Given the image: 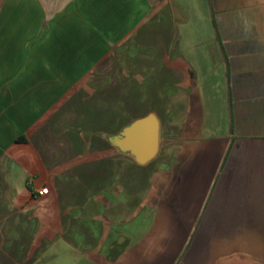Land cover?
Instances as JSON below:
<instances>
[{"label":"crops","instance_id":"0c3cea01","mask_svg":"<svg viewBox=\"0 0 264 264\" xmlns=\"http://www.w3.org/2000/svg\"><path fill=\"white\" fill-rule=\"evenodd\" d=\"M0 264H264V0H0Z\"/></svg>","mask_w":264,"mask_h":264},{"label":"water","instance_id":"95a60500","mask_svg":"<svg viewBox=\"0 0 264 264\" xmlns=\"http://www.w3.org/2000/svg\"><path fill=\"white\" fill-rule=\"evenodd\" d=\"M160 127V119L151 113L125 128L115 142L144 163L153 159L159 151Z\"/></svg>","mask_w":264,"mask_h":264},{"label":"built area","instance_id":"2783aa9c","mask_svg":"<svg viewBox=\"0 0 264 264\" xmlns=\"http://www.w3.org/2000/svg\"><path fill=\"white\" fill-rule=\"evenodd\" d=\"M49 193V189L45 188L39 192L40 195L44 196Z\"/></svg>","mask_w":264,"mask_h":264},{"label":"rangeland","instance_id":"374dc122","mask_svg":"<svg viewBox=\"0 0 264 264\" xmlns=\"http://www.w3.org/2000/svg\"><path fill=\"white\" fill-rule=\"evenodd\" d=\"M130 121H132L131 119H128V121L127 122H130Z\"/></svg>","mask_w":264,"mask_h":264}]
</instances>
